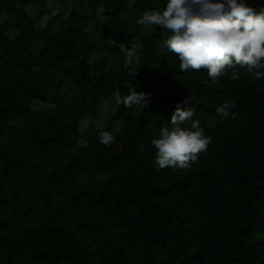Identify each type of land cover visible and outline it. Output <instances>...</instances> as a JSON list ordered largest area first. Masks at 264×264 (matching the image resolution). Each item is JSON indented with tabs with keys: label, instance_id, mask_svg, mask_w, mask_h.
<instances>
[{
	"label": "trees",
	"instance_id": "obj_1",
	"mask_svg": "<svg viewBox=\"0 0 264 264\" xmlns=\"http://www.w3.org/2000/svg\"><path fill=\"white\" fill-rule=\"evenodd\" d=\"M132 1L0 0V264H264V78L180 71L158 47L166 33L137 24L163 0ZM133 43L134 75L120 51ZM132 88L148 106L105 110ZM74 91L75 113L62 96ZM186 98L183 126L200 121L210 144L189 168L157 170L151 140Z\"/></svg>",
	"mask_w": 264,
	"mask_h": 264
},
{
	"label": "clouds",
	"instance_id": "obj_2",
	"mask_svg": "<svg viewBox=\"0 0 264 264\" xmlns=\"http://www.w3.org/2000/svg\"><path fill=\"white\" fill-rule=\"evenodd\" d=\"M137 24L166 33L158 47L165 56L175 54L179 70L184 73L206 69L216 83L229 69L233 70L231 78L238 79L235 70L239 66L254 73L257 79L264 78V5L252 7L248 0H163V7L145 10ZM140 47L136 43L131 47L120 45L132 75L138 72ZM150 99V94L135 88L126 95H116V103L125 108L148 106ZM230 107L225 102L215 112L228 117ZM194 114L188 98L177 102L170 123L151 140L157 170L189 168L207 150L210 139L199 127L200 121H193L190 128L183 126ZM98 139L101 145L109 146L115 137L105 130Z\"/></svg>",
	"mask_w": 264,
	"mask_h": 264
},
{
	"label": "rangeland",
	"instance_id": "obj_3",
	"mask_svg": "<svg viewBox=\"0 0 264 264\" xmlns=\"http://www.w3.org/2000/svg\"><path fill=\"white\" fill-rule=\"evenodd\" d=\"M136 1L137 0H133L130 3V6L131 5H134V3ZM49 8L52 11V15L51 16H54V15L58 14L59 12L63 11V8H61L60 4L59 3H56V2H51L49 4ZM92 9H93L92 7L86 6V10H87L86 12H87V14ZM28 12L31 15V17L34 19V21L36 22L37 29H43V28H45L47 26V23H48L49 18L51 16L43 15V14L40 13L39 10H33L31 8L28 9ZM37 48L38 47L35 46L34 50L36 51ZM0 51H1V48H0ZM49 87H50L51 95H53L55 93V85L54 84H49ZM62 96H63L64 99H66L68 101L71 110L75 113L79 109V107H80L82 92H80V91H74L70 95L65 94V95H62ZM44 107H46V105H44V104H42L40 102H36L35 103V108L36 109H43ZM116 107H117V103H116V100H114V101H112V104L111 105L105 107V110L106 111L107 110L108 111L111 110V111L114 112L115 109H116ZM54 135H55L54 133H49L48 134V136H54ZM120 148H121V143L114 142L113 145L110 148V151H111L112 155H118L119 152H120ZM93 219L95 220V218H93ZM102 232H103V234H105L108 237H112L115 234V230L110 229L106 225H103ZM80 238H81V243H82L83 250L86 251V252H89L90 249L88 247L87 241L84 240V238L82 236Z\"/></svg>",
	"mask_w": 264,
	"mask_h": 264
}]
</instances>
